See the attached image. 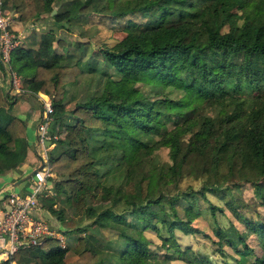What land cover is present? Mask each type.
I'll return each mask as SVG.
<instances>
[{"label":"trees","instance_id":"1","mask_svg":"<svg viewBox=\"0 0 264 264\" xmlns=\"http://www.w3.org/2000/svg\"><path fill=\"white\" fill-rule=\"evenodd\" d=\"M57 1L2 0L18 21L49 14ZM69 1L64 8L55 6L50 15L57 27L63 28L62 21L71 24L76 17L69 13ZM90 1L104 0H84L82 6ZM105 1L112 6L102 16L111 22L122 20L123 35L110 46H98L95 56L91 50L84 59L75 57L64 50L69 43L55 38L51 29L32 35L9 52L18 93L39 92L49 99V133L56 134L57 124L66 123L63 136L52 140L59 145L57 151L51 153V147L47 152L46 165L53 174L47 180L52 179L54 193H61L65 204L90 224L119 231L123 243L118 249L114 246L111 260L104 259L106 264H160L152 257L157 253L124 230L133 225L155 233L165 250L159 254L165 263L181 259L188 264H264V222L242 215L243 202L233 194L246 182L258 204L264 205V89H257L264 86V66L251 68L255 59L264 64V0ZM134 16L142 21L132 20ZM74 44L76 48L84 45ZM0 69L5 71L1 63ZM71 85H78L70 94L77 100L66 108L65 95ZM13 102L0 84V111ZM127 135H133V142L149 156L152 168L167 171L165 189L156 197L150 194L151 177L137 174L141 156L115 155L127 145ZM161 145L167 148L165 162L154 153ZM26 149L23 118L0 115V175L19 165ZM222 152L230 160L247 155L250 167L239 175L223 161ZM192 169L197 171L199 187L181 189L180 180ZM107 172L112 175L105 181ZM113 178L121 185L120 196L113 193ZM206 194L222 200L244 229L214 221L215 240L211 241L219 263L180 246L175 234L201 232L180 217L176 205L185 201L192 217L198 216L199 200L206 199ZM43 206L62 219L60 210L51 204ZM209 210L215 217L213 211L222 208L210 205ZM251 235L254 244L246 240ZM56 240L45 236L17 249L10 259L16 264H100L83 236L77 235L71 247L76 256L72 263L64 260L66 249Z\"/></svg>","mask_w":264,"mask_h":264},{"label":"rangeland","instance_id":"2","mask_svg":"<svg viewBox=\"0 0 264 264\" xmlns=\"http://www.w3.org/2000/svg\"><path fill=\"white\" fill-rule=\"evenodd\" d=\"M68 0H59L56 3V8H62L65 6V2ZM84 0H70V5L68 7L69 13L71 15H75V18H72V23H68L66 21H62L61 24L63 28L57 27L53 24L49 14H43L38 18H33L25 21H18L16 19V15L10 6L4 5L6 10L8 11L9 16L11 17L12 21L10 23L13 30H15L20 35V41L24 44L28 42V38L25 39L27 35L31 32L34 34L39 33L40 31L51 29L54 33L55 38H59L63 40L65 43H69V45L64 46V50L68 49V51L73 54L75 57L83 58L87 55L89 51L92 50V56H95L94 51L97 49L98 46H110L115 41L120 39L123 35V32L119 28V24H121L122 20H118L115 22H111L108 18L102 16V12L106 13L111 9V3L108 1H103L97 3L96 1H90L87 5L82 6ZM105 2V3H104ZM104 3V4H103ZM55 6L53 9L55 10ZM63 7V8H64ZM132 20L137 22L142 21V19L138 16L132 17ZM69 21V20H68ZM16 25V26H14ZM67 28H66V27ZM80 41L83 42L84 45H80L79 47L75 46V42ZM71 43V44H70ZM56 42L54 43V45ZM86 46L85 53L83 51V47ZM78 48L80 50H78ZM82 57H81V56ZM86 58V57H85ZM84 59V58H83ZM253 64V67H252ZM251 64V68L256 70H260L263 68L264 64L262 63L261 59H255ZM2 69H0V75L4 74ZM8 78L7 73H5ZM85 75L80 76L79 82H83ZM264 84V80L262 81ZM74 85V84H73ZM73 85L69 86L67 93L65 95V107L70 108L72 103L77 100V98H71L70 94L73 91L78 89V85L72 87ZM2 86H4V82H2ZM257 89L262 90L264 86H260ZM9 90V89H8ZM10 92H15L14 89H11ZM18 92V91H17ZM177 95V94H176ZM170 96H175V94H171ZM45 98V97H43ZM66 110L62 113V120L65 121ZM67 121V120H66ZM51 120H49L46 128V134L48 139L45 138L43 143L45 142L48 145L51 144V153H55L58 148L57 142H50L57 137H62L64 134L66 123H61L59 129H57L56 134H51L48 131V125L50 124ZM109 130L111 133H114V126H110ZM50 136H54V138L49 139ZM133 135L126 136L127 145H125L119 152L115 153L117 156H130V155H139L142 158V162L138 165L137 174L140 175H149L151 177L150 183V194L152 197H156L158 193L165 189V179L167 176V171L164 168H152L149 162V156L141 151L138 147L137 143L133 142ZM130 140V141H129ZM36 146L34 145V148ZM38 152L41 153L42 150L40 146L36 147ZM228 150V148H227ZM47 152V151H46ZM156 158L161 161H167V148L165 146H158L157 149L154 151ZM115 156V157H117ZM222 158L225 163H229L232 170L240 174L243 171L250 167L249 157L247 155H235L231 160L227 159V155L225 152H222ZM108 162L110 160L108 159ZM197 171L192 169L191 173L188 175H184L179 182V187L181 189L186 188L187 186H191L193 189H197L199 187V180L197 178ZM110 173H104V180L107 181L110 176ZM52 179L49 181V184H52ZM110 183L113 186V193L117 196L121 194V185L118 181L113 178ZM46 184V185H49ZM51 187V185H49ZM45 189L40 192L37 196V206L38 210L36 215L39 216L46 227L56 236L59 237V241H55V244L58 242L63 246L62 248L66 249L64 260L67 263H72L75 260V255L73 254L71 247L76 240L77 235H81L86 239L88 247L95 252L96 256L100 259V264H106L104 259L111 260V256L114 251V246L118 247L123 241L119 238L118 232L115 228H98L96 225L90 224V220L85 218L83 215L78 214L65 204L63 201V195L61 193L56 194L54 193L53 189L51 188ZM233 194L238 196V199L243 202L242 203V215L251 218L257 219L264 222V205H259L254 196L252 195L251 188L249 187L248 183H243L240 187L233 190ZM206 199L199 200L200 206V214L198 216L192 217V211L189 205L185 201H178L177 202V210L181 218L190 220V223L193 227H197L201 232L195 233H187L182 234L178 231H175L177 242L180 246H189L194 252L202 254L208 257L210 260L214 261L215 263H219L220 256L216 251V245L211 240H215L213 236V229L212 225L217 222L220 226H227L229 223L234 224L239 230L243 232L242 225L240 222L236 220V217L231 215L228 209L224 207L222 200L217 198L215 195L206 194ZM46 199V200H45ZM240 202V203H241ZM44 204H51L57 211H61L62 219H58L55 213L49 212L43 206ZM210 205L220 206L222 208L221 212H217L216 210L213 211L215 214L212 216L209 210ZM80 227L84 228L83 231L78 232L75 228ZM124 230L129 234H135L137 237L141 238L145 243L146 247L154 253L155 260H158L160 264H188L181 259H171L167 263L161 261L159 256L160 253H163L165 250L160 245V241L155 235V233L151 230H143L140 231L139 228H134L133 226L124 227ZM203 234H206L205 237ZM246 240H250V244H254L255 239L252 235L246 238ZM226 245H222L221 248L226 250ZM47 248L46 245H43L41 249L45 250ZM219 248V247H218ZM255 251H259L258 247L255 246ZM112 252V253H111ZM228 252V251H227ZM111 254V255H110ZM108 255H110L108 257ZM150 257V258H152ZM102 259V260H101ZM16 263V262H15ZM20 264H33L29 261H23Z\"/></svg>","mask_w":264,"mask_h":264},{"label":"built area","instance_id":"3","mask_svg":"<svg viewBox=\"0 0 264 264\" xmlns=\"http://www.w3.org/2000/svg\"><path fill=\"white\" fill-rule=\"evenodd\" d=\"M11 21L8 11L4 7L2 0H0V63L5 69L8 78H10L8 79L9 90L14 89L19 92L18 78L10 70L8 61L10 50L21 43V37L12 29ZM38 100L40 110L34 134L35 146H40L42 150L39 153L35 147L40 154L42 166L31 174V186L28 192H8L5 194L4 202L0 206V261L6 260L7 264H12L10 257L17 249L36 244L45 236H54L46 227L44 221L36 215L38 210L37 196L43 190L49 189L50 186L46 184L47 178L51 175L46 165L47 152L51 148V144L48 145V143H43V141L45 138L48 139L46 128L50 120L49 114L52 110L48 97H38ZM52 138L54 136H50L49 139ZM50 142L52 143V141ZM59 245L61 246L60 243Z\"/></svg>","mask_w":264,"mask_h":264},{"label":"crops","instance_id":"4","mask_svg":"<svg viewBox=\"0 0 264 264\" xmlns=\"http://www.w3.org/2000/svg\"><path fill=\"white\" fill-rule=\"evenodd\" d=\"M16 26V25H14ZM38 34V33H37ZM37 34L31 32L25 37L28 41L31 40L32 35L36 37ZM4 82V86H2ZM0 84L6 93L13 96V104L7 110H1L0 115L13 114L18 115L25 121V140L27 142L26 154L23 161L11 170H8L0 175V206L4 202L5 194L8 192L14 193H26L29 191L31 186L30 177L16 183L17 179L26 175L30 170L38 166L40 162V154L34 148L35 145V134L34 129L36 120L39 114V100L38 97H47L45 94L36 93L35 95H29L25 93L10 92L8 90V80L6 74L0 75ZM61 126V123L57 124V129ZM51 173L49 178H52ZM49 184V180H47ZM51 185V184H49ZM52 188V187H51ZM50 188V190H51ZM12 264H16L15 261L11 260Z\"/></svg>","mask_w":264,"mask_h":264},{"label":"water","instance_id":"5","mask_svg":"<svg viewBox=\"0 0 264 264\" xmlns=\"http://www.w3.org/2000/svg\"><path fill=\"white\" fill-rule=\"evenodd\" d=\"M55 12L54 9H51V11L49 12V15H53ZM42 166V162L40 161V164L38 166H36L35 168H33L32 170H30L26 175H24L23 177L17 179L16 183L19 182V181H22L24 179H27L31 176V174L38 168H40Z\"/></svg>","mask_w":264,"mask_h":264}]
</instances>
